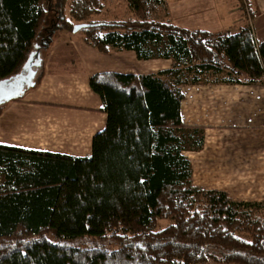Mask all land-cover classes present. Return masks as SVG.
Wrapping results in <instances>:
<instances>
[{
    "label": "trees",
    "instance_id": "1",
    "mask_svg": "<svg viewBox=\"0 0 264 264\" xmlns=\"http://www.w3.org/2000/svg\"><path fill=\"white\" fill-rule=\"evenodd\" d=\"M125 2L133 19L105 22L92 19L101 0H0V81L38 51L35 88L56 32L101 54L172 61L151 74L89 77L106 118L89 156L0 145V264H264V202L194 186L184 152L199 151L203 129L180 118L185 75L214 67L260 79L264 43L248 27L180 29L156 18L163 0ZM77 24L88 26L72 33Z\"/></svg>",
    "mask_w": 264,
    "mask_h": 264
},
{
    "label": "crops",
    "instance_id": "2",
    "mask_svg": "<svg viewBox=\"0 0 264 264\" xmlns=\"http://www.w3.org/2000/svg\"><path fill=\"white\" fill-rule=\"evenodd\" d=\"M163 1L166 11L156 18L168 16L180 29L237 33L248 27L256 45L264 43V0ZM102 7L103 17L94 18L95 21L133 19L125 0H103ZM130 62L139 71L147 65L142 74L167 70L172 64L170 59L137 60L132 51L101 54L77 35L54 33L39 84L19 101L9 102L0 115V145L89 156L91 139L104 129L106 118L88 79L102 72L136 74L128 67ZM181 91L182 123L203 128L202 145L199 151L191 152L198 159L199 186L230 193L232 197L240 195L242 198L237 201L241 202L264 201V192L257 191L264 174V77L249 81L228 69L210 67L185 75ZM40 124L57 126L69 135L65 148L71 150L56 151L38 144ZM187 159L192 166L193 159ZM246 173L248 180L243 185L239 177Z\"/></svg>",
    "mask_w": 264,
    "mask_h": 264
},
{
    "label": "rangeland",
    "instance_id": "3",
    "mask_svg": "<svg viewBox=\"0 0 264 264\" xmlns=\"http://www.w3.org/2000/svg\"><path fill=\"white\" fill-rule=\"evenodd\" d=\"M101 2L103 3V0H101ZM158 15H160V14H158ZM102 17H103V10H101V12L98 15L92 16V19L93 20H94V18H100L101 19ZM146 66L147 65H145V67L142 66L141 69H140V71H139L138 68L134 65V63H132V62L128 63V67L129 68H132L133 70H135V72H137L136 74H138V75H143L141 72H144L146 70L145 68H148ZM8 104L9 103H6L5 105H3L4 106V109L1 112V114L6 110ZM191 127L201 128L199 126H191ZM36 137L38 139V140H36L38 144L40 143L41 146H44V148H49L51 150H56V151L66 150L67 148H65V145L66 144L67 145L69 144V142L67 141L68 138H66V137H69V135H65V133H63V131L61 129H59L57 126H52V125H48V126L45 125V126H43L42 124H40V128L37 130ZM69 146L72 147L71 145H69ZM67 150H71V149H67ZM191 152H194V151H186V152H184V154L188 156L187 158L193 159L192 160L193 165L191 166V171H192V174H193V175L191 174L192 184L194 186H198V187H201V188L206 189L205 187L199 186V180H200L199 171L200 170H198L199 169L198 159H197V156H196V159H194L193 158L194 157V154L191 153ZM247 173L244 174L243 176H240L239 177V181H242V182H239V183H242L243 185L247 184V180H248L247 179V177H248L247 176ZM263 176H264V174L261 175L262 179L258 183V186H257V191L258 192H264V177ZM234 178H235V175H234ZM207 190H209V189H207ZM227 190L229 192H231L230 189H227ZM240 190L243 192L245 190V187L240 188ZM234 192H236V191H234ZM226 194H227L228 198H230L233 201H235V200L237 201L238 198H242V197H240V195L238 197H236V196L235 197H232L230 195V193H226ZM252 202H256V201H252ZM259 202H264V201H259ZM167 224H168L167 221H158L157 228L158 229L163 228Z\"/></svg>",
    "mask_w": 264,
    "mask_h": 264
},
{
    "label": "water",
    "instance_id": "4",
    "mask_svg": "<svg viewBox=\"0 0 264 264\" xmlns=\"http://www.w3.org/2000/svg\"><path fill=\"white\" fill-rule=\"evenodd\" d=\"M88 25L77 24L72 28V33L86 28ZM39 52L30 53L20 71L8 79L0 81V106L24 95L25 91L32 88L35 82V68L40 67Z\"/></svg>",
    "mask_w": 264,
    "mask_h": 264
}]
</instances>
